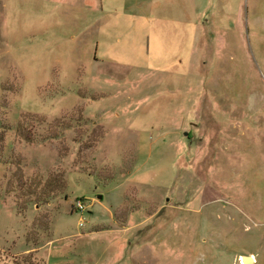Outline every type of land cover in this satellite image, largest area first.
Segmentation results:
<instances>
[{"label": "rangeland", "instance_id": "374dc122", "mask_svg": "<svg viewBox=\"0 0 264 264\" xmlns=\"http://www.w3.org/2000/svg\"><path fill=\"white\" fill-rule=\"evenodd\" d=\"M26 2L0 0V264H264V0H169L187 26L111 47Z\"/></svg>", "mask_w": 264, "mask_h": 264}, {"label": "crops", "instance_id": "0c3cea01", "mask_svg": "<svg viewBox=\"0 0 264 264\" xmlns=\"http://www.w3.org/2000/svg\"><path fill=\"white\" fill-rule=\"evenodd\" d=\"M26 1L27 5L29 0ZM28 6H41L40 20L37 18L34 23H40L43 28L70 26V31L84 35L96 45V32L102 31L103 39L107 33L110 42L104 44L106 47L114 46L121 40L119 32L150 31L156 23L159 31L168 32L171 28L174 31V27H179V24L187 26L181 11L177 16L174 14L173 19L170 18L172 14L166 9L175 7V4H170L169 0H30ZM187 22L191 28V22ZM92 33L95 34L93 39ZM154 38L160 44L164 37L154 34Z\"/></svg>", "mask_w": 264, "mask_h": 264}, {"label": "water", "instance_id": "95a60500", "mask_svg": "<svg viewBox=\"0 0 264 264\" xmlns=\"http://www.w3.org/2000/svg\"><path fill=\"white\" fill-rule=\"evenodd\" d=\"M250 256L249 255H241L240 256V261L241 264H249L250 263Z\"/></svg>", "mask_w": 264, "mask_h": 264}, {"label": "built area", "instance_id": "2783aa9c", "mask_svg": "<svg viewBox=\"0 0 264 264\" xmlns=\"http://www.w3.org/2000/svg\"><path fill=\"white\" fill-rule=\"evenodd\" d=\"M75 207H76V210H78V211L83 209V205L80 203V200H77L75 202Z\"/></svg>", "mask_w": 264, "mask_h": 264}, {"label": "trees", "instance_id": "16d2710c", "mask_svg": "<svg viewBox=\"0 0 264 264\" xmlns=\"http://www.w3.org/2000/svg\"><path fill=\"white\" fill-rule=\"evenodd\" d=\"M22 139H23V140H26V141H29V140H28V137H27L26 135H23ZM77 199H78V198H77Z\"/></svg>", "mask_w": 264, "mask_h": 264}, {"label": "bare ground", "instance_id": "6f19581e", "mask_svg": "<svg viewBox=\"0 0 264 264\" xmlns=\"http://www.w3.org/2000/svg\"><path fill=\"white\" fill-rule=\"evenodd\" d=\"M251 261H252V260H251V258H250V263H249V264H251Z\"/></svg>", "mask_w": 264, "mask_h": 264}]
</instances>
